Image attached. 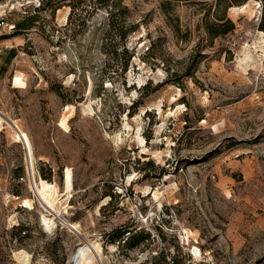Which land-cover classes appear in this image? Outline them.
<instances>
[{"label": "rangeland", "instance_id": "374dc122", "mask_svg": "<svg viewBox=\"0 0 264 264\" xmlns=\"http://www.w3.org/2000/svg\"><path fill=\"white\" fill-rule=\"evenodd\" d=\"M39 2L0 0V264H144L190 246L199 264H264L261 2L228 9L233 32L211 42L198 6L169 19L122 0L114 37L107 6ZM84 236L101 263L77 260Z\"/></svg>", "mask_w": 264, "mask_h": 264}, {"label": "trees", "instance_id": "16d2710c", "mask_svg": "<svg viewBox=\"0 0 264 264\" xmlns=\"http://www.w3.org/2000/svg\"><path fill=\"white\" fill-rule=\"evenodd\" d=\"M86 3L89 6L93 7H99V6H107L109 11V19L111 20V32L113 33L112 36H116V29H114L113 23L114 20H116L117 14L120 11V2L122 0H85ZM159 2V7L162 11V13L167 16L169 19L171 18V11H172V4L175 3H182L189 6H198V11L203 14L202 16V23H203V29L205 33L209 37V41H213L214 39L218 37L225 36L228 33L233 32L234 30V23L228 18L227 11L231 7H238L241 6L248 1H255V0H155ZM261 2V16L264 20V0H259ZM44 0H41V2L38 3V6L35 7L33 11H36V9H39L42 5ZM123 12L127 17L131 14L130 9L127 6L123 7ZM4 21V19H3ZM14 28L12 31V34L21 31L20 24H13ZM129 32L135 31V28H137V24L131 25L129 23L128 25ZM262 30H264V27H261ZM115 30V32H114ZM120 35L121 37H123ZM15 36V35H12ZM128 59H130V56H128ZM127 63H125L122 66V70L126 71ZM122 234H118L117 237L120 238ZM130 237L124 241L125 248H133L138 243L134 240V237L128 241ZM145 240L147 237L144 238Z\"/></svg>", "mask_w": 264, "mask_h": 264}, {"label": "built area", "instance_id": "2783aa9c", "mask_svg": "<svg viewBox=\"0 0 264 264\" xmlns=\"http://www.w3.org/2000/svg\"><path fill=\"white\" fill-rule=\"evenodd\" d=\"M4 24L5 22L1 17L0 27L3 26ZM6 26L8 27L9 31L13 30L14 28V25L12 24H6ZM14 127L17 131H19L16 125H14ZM179 242L182 243L183 241L180 240ZM184 245H187L186 240L184 241ZM194 248L197 249L198 252L197 255H195L194 253ZM201 257L202 256L200 255V250L196 246H190V248L187 249L186 254L181 260L180 259L178 260L177 256L172 251H168L166 248H161L158 251H152L151 253L146 252V256L142 259V262L144 264H199ZM159 259L160 262L158 261Z\"/></svg>", "mask_w": 264, "mask_h": 264}, {"label": "bare ground", "instance_id": "6f19581e", "mask_svg": "<svg viewBox=\"0 0 264 264\" xmlns=\"http://www.w3.org/2000/svg\"><path fill=\"white\" fill-rule=\"evenodd\" d=\"M235 9V7H233ZM35 193L40 197V203L42 206L48 211H53V210H58L57 207L53 204L52 202V192L49 190H38L35 189ZM43 226L46 231H49L52 226L54 225V221L51 219H43L42 221ZM55 226V225H54ZM82 243L81 245L83 246L84 249H82L77 257L78 261H84L88 260L89 262H99L101 263V256H100V248L98 246V243H91L89 239H87L85 236L81 238ZM90 256V257H89ZM72 262L74 263V258L72 259Z\"/></svg>", "mask_w": 264, "mask_h": 264}, {"label": "water", "instance_id": "95a60500", "mask_svg": "<svg viewBox=\"0 0 264 264\" xmlns=\"http://www.w3.org/2000/svg\"><path fill=\"white\" fill-rule=\"evenodd\" d=\"M194 253H195V255H197V254H198V252H197V249H196V248H194Z\"/></svg>", "mask_w": 264, "mask_h": 264}]
</instances>
